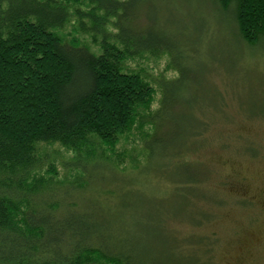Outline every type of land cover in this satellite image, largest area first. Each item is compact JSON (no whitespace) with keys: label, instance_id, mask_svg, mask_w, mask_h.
<instances>
[{"label":"trees","instance_id":"1","mask_svg":"<svg viewBox=\"0 0 264 264\" xmlns=\"http://www.w3.org/2000/svg\"><path fill=\"white\" fill-rule=\"evenodd\" d=\"M146 1L0 0V264H210L208 252L200 249L209 239L191 235L181 247L165 220L162 231L174 247L155 251L130 233L127 217L133 203L122 189L130 173L97 151L114 156L120 138L151 125L154 134H147L144 143L149 169L156 154L170 149L173 156L178 147L180 155L181 145L210 128L197 117L192 127L175 125L173 112L183 106L169 86L181 85L187 76L175 62L177 53L172 64L177 79L159 81L161 98L154 113V88L146 76L125 66L133 57L171 53L163 38L133 28ZM216 2L231 11L242 41L264 40V0ZM71 20L72 31L59 35ZM85 32L96 49L80 38ZM165 125L166 137H159ZM40 144H58L71 153L63 168L76 176L58 180L52 164L37 156ZM177 164L186 182L203 192L195 184L204 171ZM104 182L115 188L108 192L114 203L77 197ZM197 192L188 193L220 204L215 193ZM187 205L193 210L187 220H197L196 225L198 217L209 220L205 212L194 217L195 205Z\"/></svg>","mask_w":264,"mask_h":264},{"label":"rangeland","instance_id":"2","mask_svg":"<svg viewBox=\"0 0 264 264\" xmlns=\"http://www.w3.org/2000/svg\"><path fill=\"white\" fill-rule=\"evenodd\" d=\"M72 28L71 20L57 33L67 35ZM133 28L163 38V44L173 53L146 54L125 62L130 71L146 76L154 88L151 113L159 108V81L171 83L177 79L172 66L177 53L175 62L187 69V76L181 85L169 86L175 101L181 100L183 106L173 112L178 122L175 125L180 130L182 124L192 127L197 117L210 123V128L181 145L180 155L178 147L173 156L170 149L164 155L156 154L150 159L149 169L144 143L147 134H154L151 125L144 124L142 130L134 128L120 138L118 158L97 150L130 173L124 176L129 185L122 187L133 203L127 217L128 231L139 235L155 251L168 249L175 244L162 231L160 222L165 220L168 232L181 247H185L181 240L191 235L209 239L200 249L208 252L210 264H264V40L253 45L242 41L231 11H223L216 0H147L140 6ZM79 36L96 49L91 33ZM223 104L226 112L222 109L215 116L209 114L210 109L219 111ZM167 130L165 125L156 134L166 137ZM35 152L52 164L58 180L76 176L63 168L72 154L60 145L40 144ZM177 162L204 171V179L195 184L203 192L186 182ZM139 168L144 170L137 172ZM114 189L105 182L94 184L77 197L112 204L115 200L108 192ZM189 189L198 195L213 192L220 204L192 195ZM190 203L196 208L194 217L198 211L205 212L209 220L198 217L200 225H196L197 220H187L186 215L193 212L187 205Z\"/></svg>","mask_w":264,"mask_h":264}]
</instances>
